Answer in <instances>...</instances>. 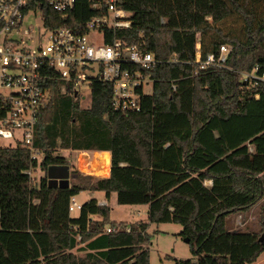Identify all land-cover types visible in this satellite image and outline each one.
Here are the masks:
<instances>
[{
  "label": "trees",
  "instance_id": "16d2710c",
  "mask_svg": "<svg viewBox=\"0 0 264 264\" xmlns=\"http://www.w3.org/2000/svg\"><path fill=\"white\" fill-rule=\"evenodd\" d=\"M123 7L131 26L116 39L162 62L149 72L152 94L140 112L124 114L110 108L107 84H93L86 108L52 85L34 131L40 164L26 149L0 147V264H149L151 224L182 228L195 262L177 264L254 263L264 239L228 230L227 219L264 200V88L255 90L257 99L240 91L241 74L264 75V0H124ZM43 15L48 28L78 31L95 11L89 0H76L66 18L47 7ZM233 15L241 30L224 34L218 25ZM197 44L201 61L230 48L225 64L201 69ZM65 151L109 152L110 171L109 155L99 156L109 176L49 187L47 169L69 167ZM31 167L42 171L35 182L23 173ZM83 191L147 205V222H112L111 208L96 199L72 218L70 199Z\"/></svg>",
  "mask_w": 264,
  "mask_h": 264
},
{
  "label": "built area",
  "instance_id": "2783aa9c",
  "mask_svg": "<svg viewBox=\"0 0 264 264\" xmlns=\"http://www.w3.org/2000/svg\"><path fill=\"white\" fill-rule=\"evenodd\" d=\"M89 2L95 16L77 31L69 27L48 28L43 15V8L47 7L61 19L66 18L74 9L76 0H0L1 148L26 149L31 162L40 164L42 153L33 145L34 131L39 114L50 102L54 83L58 84L60 94H71L79 106L88 91L87 107L91 102L93 84H107L110 108L124 114L140 112L143 98L152 94L155 80L149 72L162 62L155 60L149 51L127 46L115 37L116 31L131 26L130 14L123 7L124 0ZM110 32L113 38L107 41ZM96 37L100 43L92 45ZM229 51L230 48L222 46L217 60L208 55L201 61L197 44L195 63L201 69L221 68ZM171 62L176 63V60ZM241 78L245 89L250 87L246 91L249 94L260 86L264 88V75L256 76L255 70L241 74ZM171 87L176 89L174 84ZM251 96L258 98L256 93ZM1 142L8 145L2 146ZM87 160L88 154L79 152V170ZM36 170L38 167H31L23 173L35 182ZM207 183L206 186L211 185L210 181ZM81 209L82 204L77 203L75 196L71 197L69 213H79ZM112 232L115 229H105V233ZM76 239L80 240L79 235Z\"/></svg>",
  "mask_w": 264,
  "mask_h": 264
},
{
  "label": "rangeland",
  "instance_id": "374dc122",
  "mask_svg": "<svg viewBox=\"0 0 264 264\" xmlns=\"http://www.w3.org/2000/svg\"><path fill=\"white\" fill-rule=\"evenodd\" d=\"M242 22L237 16H231L225 19L221 24L218 25L219 28L222 29L224 34H239L241 30ZM91 39V38H89ZM94 39V38H93ZM100 43L99 38H95L92 41V45H98ZM240 82H242V78L240 77ZM245 89L242 85L240 87L241 93H245L249 91ZM147 92L151 93V89L147 88ZM86 99L84 102H81L80 105L82 108H86L89 102V93L85 91ZM2 146H7L6 142H1ZM64 154L69 161V170H70V184L69 180L65 181L66 188L69 187L72 183H79V180L75 179L78 176L89 175L95 178H105L106 174L103 173L101 166L98 164L99 156H95L98 158L94 161L93 156L89 154V160L84 161L79 166L77 163L76 155L77 153L70 154L69 152H60ZM91 153V152H90ZM79 154V153H78ZM89 161L88 164H86ZM89 172V173H88ZM77 173V175H76ZM42 175V171L36 170L35 176L36 180ZM73 178V179H72ZM206 184H208L206 182ZM47 185L51 188H57V182L47 179ZM65 188V187H64ZM91 193V195H90ZM111 199L108 200V205L111 208L110 211V221L119 223L124 222L127 224H135L138 222H147L148 218V207L146 205H136V206H122L117 205L115 194L111 195ZM77 203L84 204L91 199L101 200L103 199L100 192H89L83 191L77 196H75ZM254 209L248 211L244 214H235L227 219V229L235 230L241 232L255 233L261 237L263 228H264V200L258 203ZM70 216L72 218L78 217V212L71 213ZM95 221V217L93 216ZM100 219V218H99ZM99 221V220H96ZM237 222H240L241 225H238ZM237 223V225H235ZM181 227L176 224H151L147 230L149 235V264H177L180 261H187L193 259V255L190 251V248L187 243L183 241V239L179 236L181 232ZM77 255L82 256L83 253H78ZM264 259V254L261 256V260ZM195 261V259H194ZM259 264H264L259 263Z\"/></svg>",
  "mask_w": 264,
  "mask_h": 264
},
{
  "label": "water",
  "instance_id": "95a60500",
  "mask_svg": "<svg viewBox=\"0 0 264 264\" xmlns=\"http://www.w3.org/2000/svg\"><path fill=\"white\" fill-rule=\"evenodd\" d=\"M70 170L67 166H50L47 169V179L57 182V188H66L65 181L70 179ZM264 239V233L260 237V241ZM183 241L188 244L189 240L184 238Z\"/></svg>",
  "mask_w": 264,
  "mask_h": 264
},
{
  "label": "crops",
  "instance_id": "0c3cea01",
  "mask_svg": "<svg viewBox=\"0 0 264 264\" xmlns=\"http://www.w3.org/2000/svg\"><path fill=\"white\" fill-rule=\"evenodd\" d=\"M79 152H83V153H87L88 154V157H89V154H91L92 156H93V159H94V161H96L98 158H96L95 156L97 155V156H100L101 154H103V153H107L108 155H109V171H110V153L109 152H84V151H79ZM78 151H75L74 153H77V155H76V158L78 157V153H79ZM78 163V166H79V162H77ZM98 164L100 165V160H98ZM82 172H83V170H81ZM89 173V172H88ZM109 176V173H108V175H107V177ZM107 177H105V178H107ZM73 179V178H72ZM69 184H70V179H69ZM70 186V185H69ZM210 186V185H209ZM90 192V191H89ZM93 193V192H92ZM80 194V193H79ZM100 194L102 195V197H103V199H101V200H97V203H98V205H100V206H102L101 204H105L104 206H109L108 205V200H110L112 197L110 196L109 198H106L105 197V194L103 193V192H100ZM90 195H91V193H90ZM116 196V195H115ZM147 206V205H146ZM148 207V206H147ZM255 207V206H254ZM252 209H254V208H252ZM251 209V210H252ZM78 215H79V213H78ZM96 219H95V221L96 220H101V218L100 217H98V216H94ZM100 218V219H99ZM92 220H94V218H92ZM118 223V222H117ZM238 223V225H241L240 224V222H237ZM237 223H235V225H237ZM80 237V236H79ZM81 246H83V245H81ZM78 253H83V255L82 256H79V255H77ZM78 257H83L84 255H85V252H76L75 253ZM264 254V253H263ZM263 254H261L259 257H258V259L254 262V263H252V264H259V263H263V261H264V259H262L261 260V256L263 255ZM192 260V262H195L194 261V259H191ZM130 264H131V262H130Z\"/></svg>",
  "mask_w": 264,
  "mask_h": 264
},
{
  "label": "bare ground",
  "instance_id": "6f19581e",
  "mask_svg": "<svg viewBox=\"0 0 264 264\" xmlns=\"http://www.w3.org/2000/svg\"><path fill=\"white\" fill-rule=\"evenodd\" d=\"M84 170V169H83Z\"/></svg>",
  "mask_w": 264,
  "mask_h": 264
}]
</instances>
